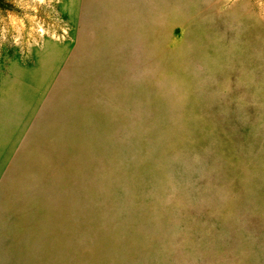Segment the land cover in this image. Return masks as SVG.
<instances>
[{
	"label": "rangeland",
	"instance_id": "1",
	"mask_svg": "<svg viewBox=\"0 0 264 264\" xmlns=\"http://www.w3.org/2000/svg\"><path fill=\"white\" fill-rule=\"evenodd\" d=\"M0 264H264V0H0Z\"/></svg>",
	"mask_w": 264,
	"mask_h": 264
}]
</instances>
